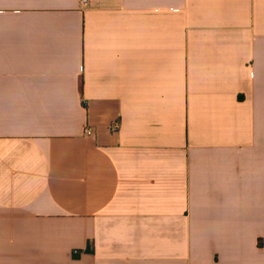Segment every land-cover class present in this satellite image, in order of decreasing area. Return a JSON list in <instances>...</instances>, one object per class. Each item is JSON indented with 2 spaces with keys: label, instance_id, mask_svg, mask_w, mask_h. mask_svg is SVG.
I'll list each match as a JSON object with an SVG mask.
<instances>
[{
  "label": "crops",
  "instance_id": "crops-1",
  "mask_svg": "<svg viewBox=\"0 0 264 264\" xmlns=\"http://www.w3.org/2000/svg\"><path fill=\"white\" fill-rule=\"evenodd\" d=\"M0 264H264V0H0Z\"/></svg>",
  "mask_w": 264,
  "mask_h": 264
},
{
  "label": "built area",
  "instance_id": "built-area-1",
  "mask_svg": "<svg viewBox=\"0 0 264 264\" xmlns=\"http://www.w3.org/2000/svg\"><path fill=\"white\" fill-rule=\"evenodd\" d=\"M92 0H80V3L85 6L87 4H89ZM114 128H116V126H114ZM88 133H92L90 130H87Z\"/></svg>",
  "mask_w": 264,
  "mask_h": 264
}]
</instances>
